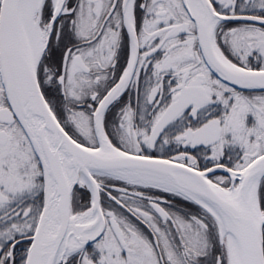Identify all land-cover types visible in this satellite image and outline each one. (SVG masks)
Here are the masks:
<instances>
[{"label": "snow or ice", "instance_id": "obj_1", "mask_svg": "<svg viewBox=\"0 0 264 264\" xmlns=\"http://www.w3.org/2000/svg\"><path fill=\"white\" fill-rule=\"evenodd\" d=\"M0 264H264V0H0Z\"/></svg>", "mask_w": 264, "mask_h": 264}]
</instances>
